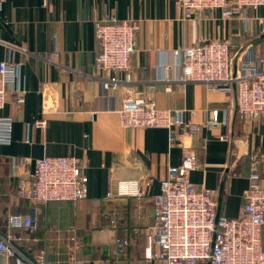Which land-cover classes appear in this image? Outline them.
<instances>
[{"label":"crops","instance_id":"obj_1","mask_svg":"<svg viewBox=\"0 0 264 264\" xmlns=\"http://www.w3.org/2000/svg\"><path fill=\"white\" fill-rule=\"evenodd\" d=\"M0 4V60L20 64L23 97L17 104L15 93H10L2 109L13 118V140L0 144V228H7L12 214L34 211L35 218V226L14 230L18 246L30 255H43L50 264H70V248L78 238L74 252L83 264H150L144 251L154 222L153 197L168 168L179 165L188 152H195L201 163L200 169L190 171L192 181L216 191L218 211L231 217L242 214L253 163L264 178V115L242 120L236 113L235 90L218 91L199 81L182 83L179 74L182 49L200 40L221 39L238 54L252 48L264 55V6L248 7L250 21L244 22L223 17L219 8L184 18L177 0ZM110 15L140 20L132 56L134 81L117 91L103 87V74L95 66L100 49L96 22ZM117 76L123 80L125 73ZM133 91L203 126L197 134L185 135L182 143L171 142L165 127H125L118 110ZM214 109L220 119L229 109L230 123L204 125ZM44 155L80 159L89 178L88 197L51 202L18 197L19 178L33 179L36 160ZM14 158L24 161L15 175ZM134 178L151 179L144 197H107L118 180ZM117 236L131 238L121 255L114 252ZM10 262L0 256V264Z\"/></svg>","mask_w":264,"mask_h":264},{"label":"built area","instance_id":"obj_2","mask_svg":"<svg viewBox=\"0 0 264 264\" xmlns=\"http://www.w3.org/2000/svg\"><path fill=\"white\" fill-rule=\"evenodd\" d=\"M184 18L198 17L204 10L221 9L225 18L238 17L250 21L248 7L264 6V0H177ZM1 7V4H0ZM140 20H122L110 15L96 22L95 33L100 49L95 59L96 71L106 90L117 91L134 81L132 56L137 50ZM123 71L121 80L117 73ZM95 75V74H94ZM20 64L10 58L0 60V144L13 140V118L4 115L9 94L15 93L17 104L23 102L19 85ZM179 80L203 82L210 89L236 91V113L242 120L264 115V55L245 48L238 54L228 41L200 40L182 49ZM119 115L125 127H165L170 140L182 143L185 135L197 134L201 127L194 120H185L181 111L161 108L142 91H133L122 99ZM230 110L220 119L218 109L204 125L221 120L230 123ZM44 120H41L43 124ZM227 138V132L221 135ZM22 159H13V175L23 166ZM80 159L68 155H44L36 160L34 178L25 175L18 181L17 195L39 202L77 201L88 197L89 178ZM201 168L195 152H188L179 165L168 168L153 197L154 222L148 229L145 259L150 264H264V178L253 163L250 185L244 191L243 211L231 217L218 211L214 189L197 186L190 171ZM17 174V173H16ZM151 179H121L107 192V197L145 196ZM35 210V209H34ZM112 226H116L115 219ZM35 226L33 214H12L6 231L0 230V256L7 264H50L43 255H27L17 244L14 230ZM70 248V264H83L74 248ZM114 252L126 253L131 238L117 236Z\"/></svg>","mask_w":264,"mask_h":264},{"label":"trees","instance_id":"obj_3","mask_svg":"<svg viewBox=\"0 0 264 264\" xmlns=\"http://www.w3.org/2000/svg\"><path fill=\"white\" fill-rule=\"evenodd\" d=\"M6 226H4L3 228H0V230H2V229H4ZM17 242V241H16ZM22 246V245H21ZM20 247V246H19ZM25 253H27L25 250H24V248L23 247H20ZM27 255H29V256H33V255H30V254H28L27 253Z\"/></svg>","mask_w":264,"mask_h":264},{"label":"rangeland","instance_id":"obj_4","mask_svg":"<svg viewBox=\"0 0 264 264\" xmlns=\"http://www.w3.org/2000/svg\"><path fill=\"white\" fill-rule=\"evenodd\" d=\"M7 227H8V226H7ZM5 228H6V227H5ZM5 228H4V229H2V231H6V230H7V228H6V229H5Z\"/></svg>","mask_w":264,"mask_h":264}]
</instances>
